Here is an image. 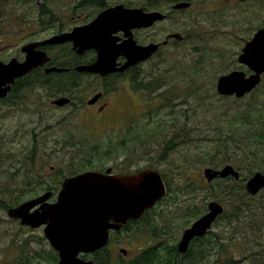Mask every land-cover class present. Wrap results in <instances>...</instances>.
<instances>
[{"label": "rangeland", "instance_id": "obj_1", "mask_svg": "<svg viewBox=\"0 0 264 264\" xmlns=\"http://www.w3.org/2000/svg\"><path fill=\"white\" fill-rule=\"evenodd\" d=\"M102 1L110 5L125 3L139 7L145 0ZM186 1L191 2L189 8L176 11L150 34L143 30L135 34L141 43H148L151 38L162 40L170 32H181L185 37L183 41L165 46L157 58L142 63L132 72L147 83L151 81L149 75L162 71L153 80L164 82V87L154 92L134 91L131 132L107 131L96 140L106 142L114 136V141H125L126 148L130 134L131 170L155 168L168 180V194L171 195L158 203L142 223L144 232L135 234L133 239L136 246L146 247L159 242L177 244L184 229L191 225L188 223L191 216L186 212L188 206L207 207L210 200L216 199V195L206 188L214 181L206 180L204 169L232 164L248 173L253 157L245 160L243 150L231 140L230 155L216 166V157L226 155L220 137L228 139L227 131H234L235 137L239 138L241 131L242 144L251 145L248 138L252 140L257 129L264 131V109L259 108L261 105L264 108V81L243 98L222 96L216 90L218 77L238 65L242 37L252 35L256 27L264 23V0ZM176 2L159 0L167 12ZM41 3L42 0H0V59L19 55L21 45L31 40L48 38L89 22L102 6L100 0H43L46 12L42 13L37 5ZM246 13L250 14L246 16ZM244 14L248 19L241 17ZM253 15L258 19L249 18ZM239 21L250 23L240 25ZM13 43L16 45H10ZM171 83L174 88L169 92ZM255 107L259 109L255 111ZM249 112L256 119L251 118ZM170 140L173 149L162 158ZM259 142L262 146L264 139L259 138ZM5 144H0L2 154L3 150L18 154L21 148L17 143L12 148H6L8 144ZM119 152L127 154L121 146ZM261 155L264 156V151ZM101 159L96 161L100 163ZM104 161L108 162L107 159ZM261 166L264 169V161ZM186 182L188 185H184ZM193 185L194 193L190 188ZM4 198L0 195V199ZM174 198L178 202H173ZM244 207L246 211L239 218L231 215L229 207L227 217L215 222L212 234L203 242L208 243V250L199 263L264 264V189ZM6 217L0 209V264H53L54 253L51 252L54 249L44 240L42 231L21 229L6 221Z\"/></svg>", "mask_w": 264, "mask_h": 264}, {"label": "flooded vegetation", "instance_id": "obj_2", "mask_svg": "<svg viewBox=\"0 0 264 264\" xmlns=\"http://www.w3.org/2000/svg\"><path fill=\"white\" fill-rule=\"evenodd\" d=\"M152 1L145 0L139 7H143L146 12H163L167 17L155 21L150 27L134 29V36L138 30L150 34L178 11L172 9L167 12L159 1L155 4ZM100 2L102 6L99 13L121 4H104L102 0ZM249 14L246 13V16ZM241 17H245V14ZM252 17L258 19L254 15L249 18ZM246 19L248 17H245ZM238 23L247 25L250 21H239ZM261 28H264V23L257 26L252 35L242 37L243 46L237 54L238 65L231 71L243 70L247 76L253 73L247 65L240 63L238 58L245 44ZM68 31H59L48 38L31 40L28 43L45 41ZM171 33L173 32L168 33L162 40L151 38L148 43L164 42ZM117 36L120 38L118 42H121L124 33L118 32ZM176 41L178 40L170 37L168 42L162 44L145 62L157 58L165 46L175 44ZM28 43L21 45L19 55L0 60L8 62L16 58L24 61L27 54L23 51V47ZM10 45L15 46L16 43ZM35 49L45 51L50 57L49 61L17 77L10 85L11 90L0 99V144H8L6 148H12L11 146L16 143L21 146L18 154L4 152V150L2 154V149H0V195L5 196L4 199H0V209L7 216L6 221L18 225L21 229L41 230L42 237L48 241L44 235L46 225L32 227L22 224L21 219L9 215V209L45 195L47 198L31 208V213L45 203H54L63 191L67 179L87 171H99L106 177H113L131 176L142 170V168L131 170L130 134L127 135L126 148L125 144L121 146L127 152L123 155L119 152L120 142L114 141V136H110L106 142L100 141L99 143L96 140L100 138V134L107 131L131 132V113L135 111V100L132 95L134 91L147 89L136 90V83L133 80L135 76L132 72L140 68L142 63L124 72L101 75L77 70L79 65H87L96 61L95 49L79 53L73 48L71 41L62 44H38ZM125 61L123 56L117 60L119 65ZM51 67H58L62 70L47 72L46 69ZM263 81L264 74L261 83ZM61 98L65 99L64 103H57V100ZM100 158H102L101 162L98 163L96 160ZM104 159L108 162L106 163ZM147 215L148 211L138 220L130 218L118 230L111 229L108 244L95 252L101 259V262H96L98 264H131L143 253L144 249L153 246H136L133 241L135 234L144 232L141 228ZM211 234L212 231H209L207 235L194 240L198 244L203 243ZM125 243L127 245L122 246ZM131 246L134 248L131 249ZM94 254H83L82 256L90 259L94 258ZM199 262L200 260L196 264H201Z\"/></svg>", "mask_w": 264, "mask_h": 264}, {"label": "water", "instance_id": "obj_3", "mask_svg": "<svg viewBox=\"0 0 264 264\" xmlns=\"http://www.w3.org/2000/svg\"><path fill=\"white\" fill-rule=\"evenodd\" d=\"M190 1H178L173 9H187ZM167 15L160 11L146 12L143 7H127L123 3L101 11L87 24L74 27L69 32L57 34L45 41L28 43L24 61L16 58L8 62L0 60V99L11 90L17 77L49 61L45 51H37L38 44L73 42L79 53L95 49L97 59L91 64L77 67L87 71L107 75L124 72L152 57L170 37L184 39L181 32H173L162 43L141 44L135 39L134 29L150 27ZM123 32L121 42L117 36ZM126 61L119 65V57ZM239 62L249 67L253 73L247 76L243 70H233L218 78L216 89L220 95L242 98L252 92L262 81L264 73V28L259 29L242 49ZM62 70L58 67L46 71ZM65 99L57 100L63 104ZM208 182L216 178L233 176L239 180L241 173L232 164L216 169L206 167L203 171ZM246 191L258 194L264 188V173L257 171L245 183ZM167 194V186L159 170L146 168L137 173L106 177L99 171H87L67 179L63 191L54 203L43 204L34 212L31 208L41 203L47 196L26 201L9 209V215L21 219V223L32 227L46 225L44 234L59 254L57 264H98L94 259H86L83 254H93L108 244L110 230L120 229L131 218L140 219L147 210L155 207ZM207 212L187 227L177 244L178 251L186 253L191 242L207 235L213 223L225 212V205L219 200L208 202Z\"/></svg>", "mask_w": 264, "mask_h": 264}, {"label": "trees", "instance_id": "obj_4", "mask_svg": "<svg viewBox=\"0 0 264 264\" xmlns=\"http://www.w3.org/2000/svg\"><path fill=\"white\" fill-rule=\"evenodd\" d=\"M29 2H34L35 0H25ZM98 1V0H97ZM159 0H153L152 3H158ZM174 1H180V0H174ZM39 8L42 9V13L46 12L44 10L45 5L44 3L39 6ZM162 71H159L155 74H151L148 76V79H151L150 82L144 83L143 80H139L140 77L139 75L134 74L133 80H135L136 83V90L139 89H147L152 92H154L156 89L164 87V82L158 81L156 77L159 74H162ZM174 88V83H171V87L169 88V92L171 91L170 89ZM168 92V90L166 91ZM166 94V93H165ZM262 104V103H258ZM250 108L252 105H249ZM250 108L248 109L250 111ZM260 110L264 109L263 105L259 106ZM258 107H255V111L259 109ZM262 108V109H261ZM248 115L251 118L256 119V117H252L250 112ZM251 120L250 118H248ZM249 125H252L249 123ZM263 128L257 129L256 130V135L253 136V139L251 140L248 138V142L251 143V145L248 143L247 145H243L242 143L244 142V136L243 133L240 131V137L237 138L235 137L234 131H227L226 136L228 139L223 138L222 136L220 137V143L225 147V156L224 157H216V166L219 167L221 163L225 162L226 157L229 154V149L228 146H230V140L234 142L235 144L238 145L239 149L243 150L242 157L246 160V157L252 156L253 159H250L249 167H248V173H244L242 169L241 175L242 177L240 180H235L233 177L226 178V179H215L214 183L209 184L206 186L208 188L207 190L210 192H213L216 196V200H219L223 202L226 206V211L224 214L220 215L218 220L224 219L227 217L229 214V207H230V213L231 215L235 217H240V215L246 211L245 205L249 204V200L254 199L256 195H250L245 188V181L248 177H250L252 174H254L257 171H261L264 173V169H262L261 164L264 161V156L261 155V147L264 146V143H262V146L260 145L259 138L264 139V131ZM262 133V134H259ZM252 138V137H251ZM124 143H120V146H122ZM171 149H173V141L170 140L164 149L162 158L165 157V154L169 152ZM244 161V160H242ZM180 176L183 175L182 173H178ZM167 187H170L168 184V180H166ZM193 182H191L192 184ZM182 184V183H181ZM184 185H188L187 182ZM183 185V186H184ZM191 190H193V193L195 192V187L194 185L190 187ZM189 188V189H190ZM170 196L171 194H167V196ZM166 196V197H167ZM166 197L164 199H166ZM163 199V200H164ZM162 200V201H163ZM175 200V201H174ZM173 202H178L176 198H174ZM160 201V202H162ZM158 202V203H160ZM207 210L206 206H198V205H190L188 206L186 212L191 216L190 219L188 220V223H192L196 218L201 216L205 211ZM153 210H148V215L152 212ZM147 215V216H148ZM218 241V240H216ZM208 250V243H202L200 242L199 244L197 243L196 240L192 241L190 248L188 251L184 254H181L178 249H177V244H166L163 242H159L156 245L147 247L146 249L143 250V253L135 259V261L131 262V264H196L198 260H200L202 257L205 256V252ZM54 253V260L53 264H56L59 257L58 253L55 252L54 250L51 252ZM94 259L96 261H100L101 259L97 253L94 254Z\"/></svg>", "mask_w": 264, "mask_h": 264}]
</instances>
